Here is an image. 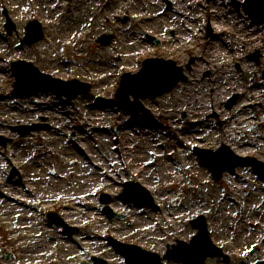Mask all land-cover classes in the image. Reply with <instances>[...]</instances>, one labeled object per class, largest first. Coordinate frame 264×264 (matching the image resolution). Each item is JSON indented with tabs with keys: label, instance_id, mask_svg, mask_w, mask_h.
Listing matches in <instances>:
<instances>
[{
	"label": "rangeland",
	"instance_id": "374dc122",
	"mask_svg": "<svg viewBox=\"0 0 264 264\" xmlns=\"http://www.w3.org/2000/svg\"><path fill=\"white\" fill-rule=\"evenodd\" d=\"M183 1L178 7L183 5L184 17L172 9L170 0H0V31L6 22L4 9L17 27L7 41L0 36V136L11 139L5 147L0 145V264H81L91 263L92 256L108 264H126L108 244V236L163 256L167 245L191 240L197 231L190 222L199 215L207 217L211 238L230 254V264L264 259V177L241 166L216 181L193 150H216L226 144L234 154L264 163V24L253 25L237 10L233 2L244 0H185L187 7ZM208 11L222 19L213 25ZM34 19L43 24L45 38L31 47H18L27 23ZM171 21L178 29L187 31L188 26L193 32L189 38L187 31L189 42L174 38L178 29ZM104 34L113 35L110 45L100 44ZM147 35L161 45L147 40ZM252 38L262 50L248 46ZM255 53L260 57L253 64L257 70L252 68L255 73L243 80L244 64ZM18 58L54 77L89 83L91 91L70 104H61L47 91L12 97L15 80L9 62ZM148 58L177 62L188 80L156 99L143 100L153 114L143 118L122 107L114 94L121 75L137 73ZM208 59L210 68L202 69L196 79L211 78L213 84L190 83L194 64ZM224 72L231 75L219 90L216 74ZM244 82V89L257 94L255 99L244 91L227 90L230 84ZM200 92L210 96L202 116L194 105ZM218 92L221 97L216 100ZM174 100L186 102V109L170 108ZM231 111L245 123L240 128L252 132L247 137L238 130L245 145H233L223 137L235 125L226 113ZM38 124L48 127L24 136L14 130ZM13 168L20 175L12 178ZM130 180L151 192L160 211L121 196V182ZM103 194L110 196L109 206L121 219L106 218ZM225 209L234 211L227 214ZM51 212L75 232L66 234L62 227L47 224ZM254 247L259 251L250 256ZM206 264L225 262L215 258Z\"/></svg>",
	"mask_w": 264,
	"mask_h": 264
},
{
	"label": "water",
	"instance_id": "95a60500",
	"mask_svg": "<svg viewBox=\"0 0 264 264\" xmlns=\"http://www.w3.org/2000/svg\"><path fill=\"white\" fill-rule=\"evenodd\" d=\"M42 37L43 31L41 29V25L37 22L31 23L27 28L25 43L31 44L33 42H37ZM110 40V36H106L105 38L103 37V43H109ZM148 63L156 64L155 66L161 69H170L167 66L169 62L153 60L148 61L147 64ZM147 67H150V64L146 65L141 73L135 76L127 75L123 79L122 86L118 92V98L123 103H125L123 97H126L129 93H134L136 98H155L156 96L171 90L176 84L178 79L176 78L172 80V74L170 76L163 77L161 75L159 77L150 74L148 75V73L146 72L148 69ZM167 69L165 71L166 74H168ZM15 71L17 72H15L16 75L19 76L17 88H21L23 92H30L35 89L46 88L54 91L60 97L66 95L68 97L67 102H70L71 99L76 98L79 94L87 93L90 89V86L83 82H63L58 79H53L49 75L39 76L37 70L35 69L32 72L37 75V77H33L32 79L25 78L26 75L29 76L30 74L23 68L17 69ZM152 87H155L154 89H159L151 94L146 92L149 90V88ZM134 105H138L140 108L142 107L139 101H136ZM3 141L5 142V140ZM225 152L231 154L225 148L220 149L215 153L211 151H202L200 153L202 159L209 164L210 168L214 170L215 175L217 177L221 176L222 171L226 170L227 168L233 169L236 165L235 163L229 166L225 165L222 167H217L216 160L220 158ZM131 191H134L136 193V196L130 197L129 194ZM125 195H127L128 199L139 202L142 205H149L154 208H157L153 204L149 193L145 190L144 187L138 184L129 183L126 186ZM106 212L111 218L118 217L117 215L111 213L110 209H106ZM55 220L61 222V220L57 218ZM193 224H195V226L200 229L199 235L194 237L190 244H187L182 241L178 242L177 246H174L172 250L168 251V254L166 255L167 259L182 262L183 264H204L206 257L220 255L219 249L214 247L208 238V231L206 229L205 219L199 218L198 220H194ZM115 246L118 251L126 257L128 264H162L161 259L158 255L144 251L137 246L124 245L117 242H115ZM94 261L97 264H105L102 260L99 259H94Z\"/></svg>",
	"mask_w": 264,
	"mask_h": 264
},
{
	"label": "bare ground",
	"instance_id": "6f19581e",
	"mask_svg": "<svg viewBox=\"0 0 264 264\" xmlns=\"http://www.w3.org/2000/svg\"><path fill=\"white\" fill-rule=\"evenodd\" d=\"M171 2H172V9L174 10V8L176 7V12H178V14L179 15H182L181 17H184L185 15H186V10L185 9H183V5H182V8L181 7H178L179 6V1L181 2L182 0H178V4H176V6H175V2H176V0H170ZM214 2H216V0H213ZM183 4L187 7V5H186V2H185V0L183 1ZM184 6V7H185ZM204 6H206V4L204 5ZM180 8V9H179ZM252 8H256L255 6L254 7H252ZM184 10V13L185 14H183V11ZM172 14H174L173 13V11L171 10L170 11ZM208 13H209V15H210V20L212 21V23H213V25H216V21H219V20H221L222 18H220V15L219 14H216V12H214V14H211V11L209 12L208 11ZM171 22H173V21H171ZM171 26H174V27H176L177 29H178V24L174 21L173 23H171ZM184 27V26H183ZM186 30H188L187 28H185ZM254 31V30H253ZM263 32H264V28H263V30H262ZM191 33H190V37L189 38H191V35H192V31H190ZM178 38L179 39H181V38H183V39H185V41L187 42H189L190 41V39L187 37V31H185L183 28H179L178 29ZM249 38H250V36H249ZM256 39H254V38H252V40H250L249 41V43H248V46H250L251 47V49H252V47L253 48H256V49H259V50H262V48H263V46L262 45H259V43L258 44H256ZM204 54V53H203ZM204 56V55H203ZM207 57V56H206ZM240 58H239V56H237L236 58H235V60H239ZM203 61V63L202 62H198V63H196V64H194V67H195V69L196 70H194L193 71V73H195V75L194 76H192L191 77V80H190V83H193V81H195V83L197 82V80L198 79H196L197 77H196V74H201V72H202V69H208V68H210V66H211V61L208 59V60H202ZM252 68H254V67H252L250 64H248V63H245L244 64V71H243V73H242V79L243 80H245V78L247 77V76H250V74L252 75V74H254L255 72L254 71H252ZM229 70V69H228ZM254 70H255V68H254ZM213 71V70H212ZM230 71V70H229ZM227 74H230L231 75V73H222V75H218L217 76V74H216V77H217V81L218 82H216L217 83V86H219V90H221L222 89V80L223 79H228L229 78V75H227ZM209 80V81H208ZM212 79L210 78V79H204V78H202V82L201 81H199V82H197V83H203V84H205V85H208V87L209 86H211L213 83H212ZM244 84H245V82L244 83H242V84H238V86L236 87V86H234L233 84H230V85H228L227 86V90L228 91H232V90H234V91H244L243 93L244 94H246V95H248V96H250L251 97V99H255L256 97H257V94L256 95H254L252 92H251V90L247 87L246 89H244L243 87H244ZM195 86V84H193V86L191 87V90H192V88ZM201 93V95L199 96V93L198 94H196V96H195V107L197 108V111H199V112H201V113H199L198 115L199 116H202V115H204L206 112H207V106H206V104H208V102L210 101V96H209V94L206 92V93H204L203 92V94H202V92H200ZM177 96V95H176ZM221 97V95H219V92L215 95V98H217L216 100H219V98ZM261 97L263 98V96L261 95ZM198 98H200V99H198ZM262 101H263V99H262ZM185 103L186 102H184V101H182V100H174V102H173V104H171L170 106V108H172V109H174V110H176V111H181V110H183V109H186V106H185ZM221 103L222 102H220L218 105L219 106H221ZM251 106L254 104V102L253 101H250V103H249ZM204 106H206L205 108H204ZM221 111V113H224L225 111L224 110H220ZM227 113V116H228V118H229V121H230V124L231 123H233V121L235 120V125H230V128L231 129H229V131H226L225 133H224V138L228 141V142H231L233 145H238V144H240L241 142V140H242V138L240 137V138H238L239 136H238V130L240 129L241 131H243L244 132V135H246L247 137L249 136V134H252V132L250 131V128L248 129V128H244V127H242V128H240V125L242 124H244L245 125V123L244 122H242V121H239L238 119H236L235 118V114H234V112L233 111H231V112H226ZM208 143H210V141L208 140L207 141ZM242 145H245L246 144V141H244L243 143H241ZM264 156V155H263ZM163 157V156H162ZM162 157H160V158H162ZM242 173V171L241 170H239L238 171V174H241ZM15 201H18L19 199L18 198H13ZM13 199H9V201H12ZM230 200H232V199H230ZM89 206V204H84L82 207H84V208H87ZM28 208H30V209H33L32 207H30V206H27ZM227 214L228 213H231L232 211H234V210H232V211H230V210H228V209H225L224 210ZM239 211V210H238Z\"/></svg>",
	"mask_w": 264,
	"mask_h": 264
}]
</instances>
